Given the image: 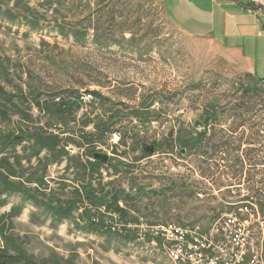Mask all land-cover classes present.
Returning a JSON list of instances; mask_svg holds the SVG:
<instances>
[{
	"label": "rangeland",
	"instance_id": "obj_1",
	"mask_svg": "<svg viewBox=\"0 0 264 264\" xmlns=\"http://www.w3.org/2000/svg\"><path fill=\"white\" fill-rule=\"evenodd\" d=\"M162 1L167 13L159 0H0V147L22 134L60 140L55 153L31 136L0 150V253L30 264H142V225L209 233L244 200L253 211L241 220L262 236L264 77L187 35L215 40L192 23L186 2L197 0ZM209 107L215 127H239L241 143L255 146L254 199L202 196L218 191L204 179L195 126ZM93 153L109 161L87 171ZM85 210L113 234L84 231Z\"/></svg>",
	"mask_w": 264,
	"mask_h": 264
},
{
	"label": "built area",
	"instance_id": "obj_2",
	"mask_svg": "<svg viewBox=\"0 0 264 264\" xmlns=\"http://www.w3.org/2000/svg\"><path fill=\"white\" fill-rule=\"evenodd\" d=\"M260 8L264 10L261 0H252L248 11L256 13ZM120 140V134L113 135L115 143ZM249 205L247 200L234 204L223 224L209 233H204L200 225L193 230L175 223L142 225L139 240L147 244L151 238L155 245L161 242L173 264H264V239L255 238L248 222L240 217L253 211ZM219 233L221 238L216 240Z\"/></svg>",
	"mask_w": 264,
	"mask_h": 264
},
{
	"label": "crops",
	"instance_id": "obj_3",
	"mask_svg": "<svg viewBox=\"0 0 264 264\" xmlns=\"http://www.w3.org/2000/svg\"><path fill=\"white\" fill-rule=\"evenodd\" d=\"M159 2L167 13L165 3L162 0ZM201 2L207 6L200 9ZM261 2L264 6V0ZM186 6L190 7V12L193 13L192 23L201 24L203 32L207 31V34L214 32L215 40L212 36L202 37L187 33L188 36L214 41L221 51L232 56L234 63L241 65L243 71L262 81L258 77L259 75L264 77V10L262 8L256 13H249L251 0H197L196 4L186 2ZM216 39L222 40L221 44ZM261 238L264 239V230ZM138 250L140 254L149 255L142 264H173L159 241L156 245L149 241Z\"/></svg>",
	"mask_w": 264,
	"mask_h": 264
},
{
	"label": "flooded vegetation",
	"instance_id": "obj_4",
	"mask_svg": "<svg viewBox=\"0 0 264 264\" xmlns=\"http://www.w3.org/2000/svg\"><path fill=\"white\" fill-rule=\"evenodd\" d=\"M216 117L213 107L205 108L199 126L202 133L201 158L204 162L203 166L206 167L203 176L213 189H218L217 192L209 190L202 196L253 199L257 196L255 146L241 143L239 127L226 130L227 134L221 131L225 127H215ZM217 138L219 141L215 142ZM197 146L195 144L189 146L191 158L196 153ZM211 181L213 184L210 183ZM227 211L232 212V208Z\"/></svg>",
	"mask_w": 264,
	"mask_h": 264
},
{
	"label": "trees",
	"instance_id": "obj_5",
	"mask_svg": "<svg viewBox=\"0 0 264 264\" xmlns=\"http://www.w3.org/2000/svg\"><path fill=\"white\" fill-rule=\"evenodd\" d=\"M0 4H1V2H0ZM62 109H63V111L64 110L66 111L65 105L63 106ZM45 135L44 134H40V133H33V134H30V135H27V136L22 134V136H20V137H16V136L15 137L14 136H10L9 137L8 136L9 137V141L7 143H5L4 145H2L3 148L0 147V150H1V152L7 151L8 148L15 146V143H20L21 141H23L27 137L31 136V138L35 141V143L33 144L34 148L39 149V151H44L45 149H47L48 152H51V153L57 152L58 151L57 147H59V145H60V140L58 138H54L53 136H45ZM101 136H102V134H100L98 137H101ZM201 136L198 139L200 144L202 143V137ZM180 144L185 146L187 144V141H183ZM93 156H94V153L91 154V157H93ZM103 165L104 164H102L99 161H93V163L90 162V164L87 165V169L86 170L88 171L89 169L90 170L92 169V171H93L94 168L102 167ZM1 166H3L4 169H6V170H10L11 171V167L8 166L7 164L2 163ZM8 173H10V172H8ZM0 182H3V181L0 180ZM4 184H5V182H4ZM9 185L12 186V184H9ZM84 195L88 196V199H89L90 203L93 206H95V207L96 206H100L101 201H103V197H101L99 199L96 198V197L90 198L89 197L90 196V192L88 190H86V193ZM260 203H262V202H260ZM76 204L77 203L75 201L72 202V204H70V206L66 207L65 209L61 208L60 210H58V212L55 215L59 219L62 218L63 216H66V217L70 216L69 214L72 213L73 206L76 205ZM85 211H87V210H85ZM92 213L93 212H90V210H88L85 213V215L83 216V218H86V219H88L89 221L92 222L90 224L89 228H85L84 231H86L88 233L89 232L90 233H94V234H100V233L113 234V232H111L110 229H104V227H101V224L99 222L95 223L93 221L94 215H92ZM0 264H30V260L27 258L26 255H23V254L7 255V254H4V253H0Z\"/></svg>",
	"mask_w": 264,
	"mask_h": 264
},
{
	"label": "water",
	"instance_id": "obj_6",
	"mask_svg": "<svg viewBox=\"0 0 264 264\" xmlns=\"http://www.w3.org/2000/svg\"><path fill=\"white\" fill-rule=\"evenodd\" d=\"M200 122H197L195 124L196 127H199L200 126ZM147 151H149L150 154H153L155 152V148L154 147H151V148H146ZM93 159L94 161H99L101 162L102 164L106 165L109 161V156L105 155V154H94L93 156Z\"/></svg>",
	"mask_w": 264,
	"mask_h": 264
}]
</instances>
